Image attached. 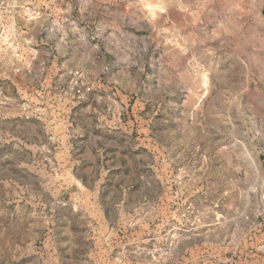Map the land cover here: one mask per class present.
<instances>
[{
  "label": "rangeland",
  "instance_id": "obj_1",
  "mask_svg": "<svg viewBox=\"0 0 264 264\" xmlns=\"http://www.w3.org/2000/svg\"><path fill=\"white\" fill-rule=\"evenodd\" d=\"M0 264H264V0H0Z\"/></svg>",
  "mask_w": 264,
  "mask_h": 264
}]
</instances>
